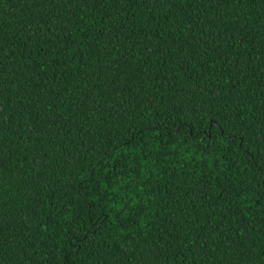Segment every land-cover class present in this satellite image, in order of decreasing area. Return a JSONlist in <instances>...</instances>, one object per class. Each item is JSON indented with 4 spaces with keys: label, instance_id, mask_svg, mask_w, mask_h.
I'll return each instance as SVG.
<instances>
[{
    "label": "trees",
    "instance_id": "obj_1",
    "mask_svg": "<svg viewBox=\"0 0 264 264\" xmlns=\"http://www.w3.org/2000/svg\"><path fill=\"white\" fill-rule=\"evenodd\" d=\"M0 264H264V0H0Z\"/></svg>",
    "mask_w": 264,
    "mask_h": 264
}]
</instances>
